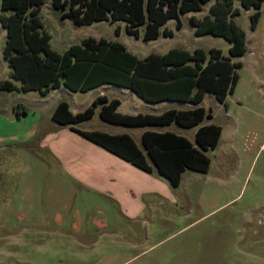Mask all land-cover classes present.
<instances>
[{
    "label": "rangeland",
    "instance_id": "1",
    "mask_svg": "<svg viewBox=\"0 0 264 264\" xmlns=\"http://www.w3.org/2000/svg\"><path fill=\"white\" fill-rule=\"evenodd\" d=\"M1 4L2 0L0 17L3 13ZM208 9L209 4L197 16L202 17ZM261 10L262 17L255 30L251 29L250 10L242 8L240 18L235 19L246 32L247 39L246 53L233 57L234 61L242 62L235 92L228 95L225 103L220 102L213 93H207L202 102L208 111H212L213 118H205L200 125L214 123L223 129L217 148L204 150L211 159L208 172L187 169L178 187L172 186L164 177L170 188L176 190L177 200L167 203L163 212H148L145 222L118 225L104 232L92 228L83 237V246L77 242L75 228L65 242L8 248L25 255L22 260L4 256V264H264V5ZM9 13L6 11V14ZM61 14L62 11L54 7L53 0H47L41 10L44 29L51 34V47L60 53L93 36L123 42L130 51L143 48L150 53H158L165 47L191 51L196 48H219L230 55L231 44L223 36L196 35L189 15L181 17L183 27L180 30L176 28L174 20L168 23V27L175 32L174 37L162 36L146 42L128 34L125 22H121V32L117 35L115 24L102 21L79 26L71 18H62ZM6 40L7 31L0 20V83L7 79L19 82L11 77V67L3 55ZM76 94L70 97L61 91L49 97V101L40 102L45 98L37 90L0 89V135L4 136L6 125L13 131H25L40 117L47 125L56 100H90L97 92ZM17 104L28 109V113L20 118L12 109ZM4 110L10 117L8 123L4 121ZM74 125L84 129L127 128L107 125L99 113L91 120ZM176 126L172 124L169 128ZM186 135H190V130L186 131ZM192 142L198 146L194 140ZM12 145L7 148L4 138L0 137V180H3L0 181V222H4L5 148L10 151L6 154L13 162L19 157L28 159L30 154L40 156L42 166L35 171V180L39 179L41 190L55 188L57 192H66L68 187L62 181L58 182L61 184L51 181L53 177L64 176L65 173L54 163L48 150L29 148L32 146L27 144ZM18 164L10 165L9 172L17 171ZM69 181L71 188L76 190L73 189L74 194L71 193L72 210L67 220L76 225L83 222L75 211L86 208L83 203L85 196L81 187ZM8 184V192L18 186L15 174ZM9 194V199H12L13 194ZM86 221L90 222L91 219ZM0 233L4 234V229H0ZM39 247L46 251L40 252ZM82 255H87V258L79 259L78 256Z\"/></svg>",
    "mask_w": 264,
    "mask_h": 264
},
{
    "label": "trees",
    "instance_id": "2",
    "mask_svg": "<svg viewBox=\"0 0 264 264\" xmlns=\"http://www.w3.org/2000/svg\"><path fill=\"white\" fill-rule=\"evenodd\" d=\"M213 0H53L56 9L62 11V18H71L77 25H90L97 21L116 23L124 21L126 31L146 41L164 36H173L168 27H162L170 20L177 21L182 27L181 15L197 12L203 5ZM47 0H2L3 11L0 20L7 31L4 58L11 67V77L21 82L17 86L13 80L0 83V89L28 92L40 91L46 95L51 89L62 84L73 91H87L105 82H124L131 77L142 63L137 56L128 52L119 42L106 39L88 38L82 44H74L63 53L51 47V34L44 29L41 10ZM245 9L254 8L250 14L251 28L255 30L262 16L264 0H240ZM68 7V10L66 8ZM6 11H10L6 14ZM210 15L203 19L191 17L196 35L212 34L223 36L230 43V55H224L219 48L206 51L196 48L193 52L171 50L165 55L152 54L147 59L154 66L175 65L166 68L163 78L154 82L162 88L169 83L181 82L185 86V95L171 94L147 96L150 99L172 97L200 103L206 92L215 94L225 103L229 94L235 92L238 81V69L241 61L233 57L246 53V33L232 18L239 14L234 8V0H214ZM119 33V27L116 28ZM181 55L182 57H179ZM194 61V65L188 64ZM134 87L133 83H130ZM197 90L192 94L194 88ZM165 91V90H164ZM120 101L100 96L84 111L74 114L66 101H62L53 112V119L59 124L68 125L91 119L95 108L102 105L100 116L103 120L129 126L167 125L172 122L186 127L200 124L205 118H213L211 110L203 105L189 110L171 109L159 115H125L118 112ZM21 107L22 105L19 104ZM17 106V115L21 111ZM26 111V110H24ZM87 139L122 157L137 167L152 172L153 166L158 173L166 177L172 186L178 187L182 174L187 169L208 172L211 159L204 150L217 148L222 135V127L211 123L202 125L196 132L195 146L187 137L174 132L159 133L145 131L142 136L144 149L136 144L129 134H110L104 131H84L73 128Z\"/></svg>",
    "mask_w": 264,
    "mask_h": 264
},
{
    "label": "crops",
    "instance_id": "3",
    "mask_svg": "<svg viewBox=\"0 0 264 264\" xmlns=\"http://www.w3.org/2000/svg\"><path fill=\"white\" fill-rule=\"evenodd\" d=\"M213 3L214 0L204 4L201 11L182 14L181 17L183 15H189L190 22L191 17L203 19L205 16L211 14L210 7ZM208 4V12L202 17L197 16L198 13L204 11L205 6ZM234 8H237L239 12V14L230 17L235 22L236 17L240 18L242 8H245L241 6L240 0H234ZM246 10H250L252 13L254 8ZM172 20H174L177 24L175 19ZM170 21L162 27V30L165 27H168V23ZM121 22L124 21L113 23L116 25V28L119 27V33L116 32L117 35L121 32ZM192 26L195 32V26L193 24ZM182 27L180 29H182ZM168 29L170 28L168 27ZM143 33L144 28L141 27L140 37H134L136 39L142 38L144 40ZM162 36L166 38L174 37L175 32L173 36H164L162 34L160 37ZM88 38H93L97 41L100 39H106L108 41L119 42L125 46L128 52L137 56L142 63L138 66L137 70H133L130 73L131 77L127 78V83L117 81L105 82L87 91H73L62 84L58 88L51 89L46 95H43L39 91V93L45 98L40 102L49 101V97H52L54 93L61 91L70 97L77 96L76 93L78 92H97L96 96L90 100H79L78 98H75L74 100H72V98L71 101L64 98L56 100L53 103L51 116L47 125L42 122L41 117L33 121L29 127H26L25 131H13L9 129L11 127H8L4 123V125H6L4 127V136L0 135V137L4 138V146L8 148V146H13L12 144H27L28 146H32L29 148L48 150L54 163L59 165L65 173L64 176L53 177L51 181L57 183L62 181V183L68 185V187L66 192L60 191L61 193L57 192L58 190L55 188L54 190H41L39 179L35 180V171L39 170V167L42 166L40 156H34L29 153L30 158L27 159L19 157V160L13 162L10 159L11 157L6 154L10 153V151L7 150V148L4 149V222H0V229H4V234L0 233V244H2V248H0V264H4V256L16 257L17 260H22L21 258H23L25 254H21L19 250L11 251L13 248H25V246L33 244H57L58 241L65 242L69 240L66 238L70 237L73 232L72 230L75 228H77V231H75L78 235L77 242L80 246H83V237L87 236L89 230L92 228L102 230L104 232L108 229L117 228L118 225H133L135 223H139V221L145 222L148 212H163V208L167 203H174L177 200V197L175 196L176 190L170 188L168 180L158 173L157 168L150 159L149 162L153 166V171L147 172L87 139L80 133L76 132L73 128L75 127L84 131L99 130L115 135L129 134L134 138L138 147L144 149L142 136L145 131L150 130L159 133L174 132L178 135L187 137L192 142L193 140L195 141L196 132L199 127L202 126L200 124L204 120L200 124L192 127H186L178 124L177 122H172L167 125H123L127 128H114L115 130L110 128L84 129L74 124H59L53 119V112L59 103L66 101L70 110L74 114L79 113L92 105L93 101L100 96H106L109 100H119L120 104L118 106V112L133 116L139 114L159 115L171 109L189 110L197 106H201L204 99L200 103L195 104L186 99H177L172 97L150 99V97H147L148 95L167 96L171 94H180L184 96L186 92V88L181 82L169 83L171 81H165L168 83V86H165L164 88L159 85H155L154 82L157 81V78H163V75L167 73L165 67L167 69L175 68V65L154 66L148 62L147 59L149 56L152 54L165 55L171 50L193 52L195 49L191 51L179 47L171 49H167L165 47V49H162L163 51H159L158 53H150L149 51H145L143 48H137L134 51H130L123 42L115 39L104 37L97 38L93 36L86 37L81 41V43L77 44H82L84 40ZM155 40L157 39L144 41L150 42ZM136 53L141 55V57H139ZM178 56L182 57L181 55ZM188 64L194 65V61H189ZM14 83L17 86L21 85L20 81ZM130 83H133L134 87L129 85ZM197 88L198 87L194 88L192 94L197 90ZM207 93L211 92H206L205 95ZM17 105L19 106V104ZM101 107L102 105L96 106L95 115L98 113L100 114ZM16 108L17 106L13 105L12 109L17 115L15 110ZM18 109L21 111V114L17 115L18 118H20L22 114L28 113V109L24 105L21 107L19 106ZM6 113L7 111L4 110V121L8 123L10 121V117L6 115ZM95 115L92 118H94ZM105 122L107 125H122L108 121ZM172 124L177 125L176 128H169ZM187 130H190V135L188 136L186 135ZM16 163H19L16 167L17 171L14 169L13 172H9V166H14ZM14 174L17 176L18 186L13 188L14 191H9L14 196L12 199H9L10 194L7 191L9 188L8 181ZM69 180H72L77 186L81 187L82 194L85 196L83 203L86 205V208H81L80 212L75 211V214L83 219V222H79L76 225H73L67 220V216L72 210V194H74L72 191L76 190V188H71ZM88 219H91V221H86ZM38 250L40 252H43V250L46 251L40 247ZM78 257L79 259H86L87 255Z\"/></svg>",
    "mask_w": 264,
    "mask_h": 264
}]
</instances>
